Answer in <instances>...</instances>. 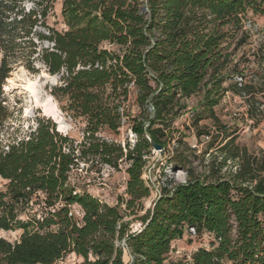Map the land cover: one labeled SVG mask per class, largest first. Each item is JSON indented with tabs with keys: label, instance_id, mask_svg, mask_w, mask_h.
<instances>
[{
	"label": "trees",
	"instance_id": "16d2710c",
	"mask_svg": "<svg viewBox=\"0 0 264 264\" xmlns=\"http://www.w3.org/2000/svg\"><path fill=\"white\" fill-rule=\"evenodd\" d=\"M51 9L52 0H0V230L22 231L16 242L0 238V264H56L72 254L81 264H181L170 258L172 245L191 230L213 238L192 264H264V163L225 129L198 135L211 138L203 155L215 149L222 163L198 174L186 146L174 157L186 182L161 187L148 209L153 190L143 179L148 137L165 152L194 96L202 95L196 127L204 117L217 122L228 92L242 98L249 119L264 117V49L247 75L232 61L247 42L249 14L264 16V0H64L62 31L49 24ZM15 67L58 77L51 95L92 116L80 144L47 117L26 137L6 138L14 112L4 86ZM133 94L135 116L124 107ZM125 118L138 137L133 147L98 136L117 133ZM228 162L237 169L222 175ZM81 163H126L127 197L112 207L72 185Z\"/></svg>",
	"mask_w": 264,
	"mask_h": 264
},
{
	"label": "rangeland",
	"instance_id": "374dc122",
	"mask_svg": "<svg viewBox=\"0 0 264 264\" xmlns=\"http://www.w3.org/2000/svg\"><path fill=\"white\" fill-rule=\"evenodd\" d=\"M63 1L52 0V9L49 15V24L59 31L64 29ZM26 6L31 8L32 4L26 3ZM244 31L248 33L247 42L236 51L232 61L233 64H239L240 70L247 75L249 74L248 68L250 70L254 68L253 62L258 51L264 49V16L249 14L245 21ZM229 43L232 44L231 52L235 48L236 41ZM1 59L2 53L0 52ZM58 83V77L48 75L43 69L39 74H31L24 67L14 68L4 86L8 106L14 112V120L9 122L6 138L10 136L26 137L36 129L37 121L42 117L51 118L56 122L53 117L45 113V109H47L50 113L57 112L65 129L64 135L69 136L77 144L83 141L86 132L95 123L94 119L89 114H83L82 110L73 109L67 101L59 102L56 100L51 95V90ZM201 99L202 95L198 94L187 102L189 106L187 112H184L176 120L172 129L168 131L166 151L161 154V152L153 150L151 155L147 157L143 179L150 185L153 192L151 198L144 201L146 209L152 207L161 187L170 181L186 182L187 174L177 167L174 161V157L179 153L187 151L184 150L186 146L196 151L195 156L197 158H193V167L198 174L205 173V169H209L215 163L216 166L222 163L221 158L218 161L214 160L216 157L215 149L209 155H203L211 138L207 136L198 138L201 132L214 131L217 127H221L233 136L236 145L246 150L251 157H255L260 163H264V117L259 122L249 119L247 107L242 98L233 92H228L214 110L217 122L212 118L204 117L196 127L192 122V110L197 107ZM124 107L130 111L132 116L139 113L134 94L131 95L129 102ZM130 122L131 120L125 118L117 133L102 128L98 136L107 142L120 144L124 148L127 145L133 147L137 143L138 137L131 131L132 124ZM56 124L59 130V123L56 122ZM236 166L237 163L228 162L222 170V175L234 173L237 169ZM127 167V164L123 163L118 170H115L109 166L81 163L78 169L73 170L70 181L72 185L88 191L91 195L114 207L119 198L127 197L125 195L128 181ZM72 213L78 217L81 216L78 207L73 208ZM132 219L128 218L126 221H132ZM131 228L135 231L140 228V224L133 222ZM21 234L22 231L7 232L0 230V238L10 242L18 241ZM212 242L213 238L208 234L199 236L193 230L188 231L182 240L173 243L170 258L181 264H192L193 254L201 248L210 249ZM125 261H128L127 254H125ZM82 262L83 258L72 254L56 264H81Z\"/></svg>",
	"mask_w": 264,
	"mask_h": 264
},
{
	"label": "bare ground",
	"instance_id": "6f19581e",
	"mask_svg": "<svg viewBox=\"0 0 264 264\" xmlns=\"http://www.w3.org/2000/svg\"><path fill=\"white\" fill-rule=\"evenodd\" d=\"M45 113H46L47 115H50V117H53V118L56 120V122L59 123V126H60L59 131H60L61 133H64V132H65V129H64L63 126H62V121H61L60 117L58 116L57 112H56V113H53V112L50 113V112L47 111V109H45ZM58 113H59V112H58Z\"/></svg>",
	"mask_w": 264,
	"mask_h": 264
},
{
	"label": "water",
	"instance_id": "95a60500",
	"mask_svg": "<svg viewBox=\"0 0 264 264\" xmlns=\"http://www.w3.org/2000/svg\"><path fill=\"white\" fill-rule=\"evenodd\" d=\"M144 10H146V9H144ZM53 120V119H52ZM56 123V122H55ZM60 132V131H59ZM148 139H149V141L151 142V145H152V148H153V150H155V151H159V152H161V154L163 153V148L160 146V145H158V144H156L151 138H149L148 137Z\"/></svg>",
	"mask_w": 264,
	"mask_h": 264
},
{
	"label": "built area",
	"instance_id": "2783aa9c",
	"mask_svg": "<svg viewBox=\"0 0 264 264\" xmlns=\"http://www.w3.org/2000/svg\"><path fill=\"white\" fill-rule=\"evenodd\" d=\"M73 214V213H72Z\"/></svg>",
	"mask_w": 264,
	"mask_h": 264
}]
</instances>
